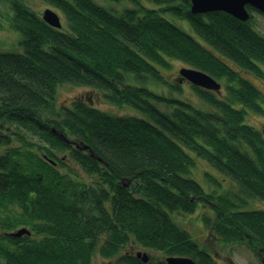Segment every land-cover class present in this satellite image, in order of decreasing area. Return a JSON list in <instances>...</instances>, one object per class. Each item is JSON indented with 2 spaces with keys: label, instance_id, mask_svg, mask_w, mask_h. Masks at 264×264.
<instances>
[{
  "label": "trees",
  "instance_id": "1",
  "mask_svg": "<svg viewBox=\"0 0 264 264\" xmlns=\"http://www.w3.org/2000/svg\"><path fill=\"white\" fill-rule=\"evenodd\" d=\"M47 1L63 11L65 27L47 23L27 0H0L17 34L10 49L0 48V224L34 230L0 234V264H93L97 255L116 264H168L166 256L181 254L222 264L172 216L199 207L222 242L264 249V207L243 208L264 200V135L246 121L249 111L264 112L263 95L243 75L264 77V34L252 12L247 20L224 10L194 13L191 0H131L135 6L121 8ZM168 14L186 19L191 30ZM171 59L224 79L223 96L193 85L215 112L148 86L153 80L180 89L181 80L164 74ZM66 84L100 89L140 113H112L91 95L59 104ZM52 127L89 144L96 156ZM65 150L69 155L58 156ZM197 158L231 186L217 191L224 183L208 170L207 185L194 177ZM129 245L167 255L143 260Z\"/></svg>",
  "mask_w": 264,
  "mask_h": 264
},
{
  "label": "rangeland",
  "instance_id": "2",
  "mask_svg": "<svg viewBox=\"0 0 264 264\" xmlns=\"http://www.w3.org/2000/svg\"><path fill=\"white\" fill-rule=\"evenodd\" d=\"M29 5L36 9L39 12H44V9L47 7H50L54 10H56L61 16L62 20V26L65 27L67 21L66 17L64 16V13L61 9H59L56 6H53L52 3H50L47 0H27ZM101 4H107L111 5L117 8H121L124 6L133 7L135 6L134 2H131V0H97ZM142 2L145 5L153 6L154 4L147 0H142ZM3 12V14H0V18L3 20V27L0 29V48L1 49H10L12 45V40L17 37V34L13 32L12 27L9 23V18L7 12V8L5 4H0ZM9 10V9H8ZM252 12V20L253 25L256 27L257 30H259L262 34H264V13L260 12L259 10L251 9ZM12 12L10 11L9 14ZM168 16L173 19L178 25L183 27L184 29L191 30V27L186 19H175L170 14ZM172 66L169 69L164 70V74L167 77V79L171 82L178 83L179 81L176 80V75L179 76V69L182 66H189L188 64L182 62L178 59H171ZM243 75L248 77L249 80H252L262 91V95L264 99V77H256L251 72H243ZM187 79V78H186ZM181 84L180 89H175L169 86V85H163L157 84L155 81L150 80L148 82V86L158 91V93H163V95L167 97H174L177 96L178 98L185 100L187 102H190L194 107L201 109V110H211L215 112V108H213L211 105L206 103L204 99L196 93L197 91L193 88L191 82L189 80H183L182 82H179ZM223 88H220V91H215L219 93L220 95H224L225 93V84L222 85ZM89 85H79L78 86H70L69 84L60 86L57 94V101L59 104H65L70 105L72 102V99L76 96H82L86 97V95H91L92 97L89 98L90 100H93V104L97 105L98 107L108 110L112 113H118V114H137L140 113L136 110V108L130 106L129 104L123 103L122 106L118 103H115L113 101H110L107 98H104L102 90L96 89L95 93L92 91L90 92ZM157 106L163 108V109H172V106L169 104H166V102H157ZM246 121L249 122V124H253L258 129H261L264 126V112H256V111H249L246 115ZM69 155V150L62 151V153L58 156H64ZM76 169L80 176L86 175L84 170L79 165H76ZM205 170H208L212 172L215 176H217L222 183V186L220 188H217V191H221L227 187L231 186L230 178L223 176L218 171H216L213 166H210L207 160L203 158H197L196 166H194V169L192 171L193 176L197 179L200 178L202 181L208 184V181H206V177L204 172ZM200 179H198L200 181ZM130 181L126 183V185H129ZM202 184V183H201ZM212 187H216V185ZM219 187V186H218ZM252 207H264V200L261 199H252L250 203L246 206H244V209L252 208ZM202 207L197 208V211L193 213H182L174 211L172 212V216L174 219L181 224L182 226L186 227L191 231V233L194 235V237L201 243L203 247H205L208 251H210L213 256L222 264H232L228 260H226V255H229L237 264H263L259 256L255 253L253 250L254 248L250 247L246 241L244 242H236L233 244H226L222 242L220 239L216 238L211 234L209 229L203 224L202 219H200V211ZM1 226V224H0ZM23 226H27L24 224H19L17 227L13 228H20ZM12 228H4L2 225L0 227V234L9 233L11 234ZM209 232V233H208ZM28 234V233H27ZM13 235V234H11ZM15 236V235H13ZM129 250H132L134 253H136L138 250L146 251L149 255L160 257V259L163 256H166L167 254L163 251L155 250L152 248H144L139 245H135L133 248L129 245V247H126ZM93 264H116V260L112 259H104L101 255H97L94 258Z\"/></svg>",
  "mask_w": 264,
  "mask_h": 264
},
{
  "label": "water",
  "instance_id": "3",
  "mask_svg": "<svg viewBox=\"0 0 264 264\" xmlns=\"http://www.w3.org/2000/svg\"><path fill=\"white\" fill-rule=\"evenodd\" d=\"M250 7H254L255 9L259 10L260 12L264 13V0H191L190 9L194 13H206L213 10H224L232 16L234 15L236 18L247 20L251 16ZM60 14L50 8L47 7L44 9L43 18L47 23L53 25L54 27H61L62 20ZM180 74L190 80L192 83L196 85H200L206 88L219 90L221 88V82L217 80L214 76L209 74L208 72L203 71L200 68L191 67V66H182L179 70ZM53 132H56L59 136L65 139L67 142H71L75 144L79 148L89 149L92 156H96L93 149L90 147L89 144L81 141L78 142L76 140H70L67 138L63 132L57 130L55 127H52ZM264 132V130H263ZM98 159H102L100 156L97 155ZM50 162H56L53 159H49ZM24 233L30 234L31 231L28 227L23 226L11 231V234L23 235ZM264 250V249H263ZM135 254L137 256L142 257L143 260L149 259V254L146 251L138 250ZM262 263L264 264V252L261 256ZM166 261L168 264H197L196 260L187 255H168L166 256Z\"/></svg>",
  "mask_w": 264,
  "mask_h": 264
},
{
  "label": "flooded vegetation",
  "instance_id": "4",
  "mask_svg": "<svg viewBox=\"0 0 264 264\" xmlns=\"http://www.w3.org/2000/svg\"><path fill=\"white\" fill-rule=\"evenodd\" d=\"M243 72H245V71H243ZM246 72H248V71H246ZM258 78V77H257ZM176 80H181L180 82H182L183 80H188V79H186V78H184L182 75H180L179 74V76H178V74L176 75ZM190 81V80H189ZM224 79H221V80H219V82H221V88H223V84H224ZM252 81V80H251ZM191 82V81H190ZM253 82V81H252ZM254 83V82H253ZM191 84H192V86L193 85H196V84H194V83H192L191 82ZM197 86H200V85H197ZM200 87H203V86H200ZM206 88V87H205ZM93 93H95V91H93ZM87 96V95H86ZM91 102H93V100H91ZM261 103H262V105H263V107H264V99L261 101ZM264 111V110H263ZM263 130H264V126L262 127V131L261 132H263ZM263 135H264V132H263ZM72 144V143H71ZM35 193V192H34ZM25 227H28L29 229H30V231H31V233L30 234H27V233H24L23 235H28V236H32V235H34V230H33V228L30 226H25ZM17 228H12V230L11 231H13V230H16ZM254 250V249H253ZM255 251V253L259 256V258L261 259V256H262V254H263V252H264V250H263V248H257L256 250H254ZM226 260H228L229 262H231L232 264H237L229 255H226ZM262 261V260H261Z\"/></svg>",
  "mask_w": 264,
  "mask_h": 264
}]
</instances>
